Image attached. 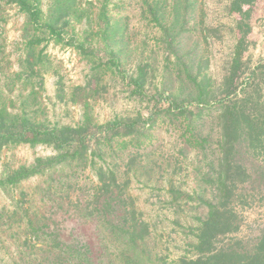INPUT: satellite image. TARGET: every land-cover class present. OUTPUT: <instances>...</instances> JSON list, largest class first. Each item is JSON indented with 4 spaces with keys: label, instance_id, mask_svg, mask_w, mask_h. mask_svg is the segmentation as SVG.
<instances>
[{
    "label": "rangeland",
    "instance_id": "obj_1",
    "mask_svg": "<svg viewBox=\"0 0 264 264\" xmlns=\"http://www.w3.org/2000/svg\"><path fill=\"white\" fill-rule=\"evenodd\" d=\"M230 3L38 0L43 19L57 20V37L35 29L16 3L0 0V106L48 124L74 125L88 115L93 126L115 120L143 125L142 134L134 136L137 145L120 135L125 149L100 145L87 164L57 165L15 183L9 182L14 170L55 150L45 144L4 147L0 264H45L42 249L56 243L42 240L53 237L76 243L74 263L85 255L88 264H120L126 245L114 226L128 225L130 211L136 221L148 224L136 248L142 263L194 258L199 227L209 205L221 199L218 187L223 185L231 190L224 203L238 227L218 235L215 244L230 237L247 240L264 229V149L252 148L244 134L235 162L224 166L218 111L209 106L212 100H197L201 81L215 96L227 89L238 98L257 89L264 94V0L254 2L244 22L229 10ZM245 22L249 30L241 43L240 66L233 71L239 27ZM137 77L143 94L136 93ZM167 95L184 114L165 113ZM259 139L264 141V133ZM100 165L117 175L107 213L98 210L101 205L93 197ZM237 166L252 179L238 178Z\"/></svg>",
    "mask_w": 264,
    "mask_h": 264
},
{
    "label": "trees",
    "instance_id": "obj_2",
    "mask_svg": "<svg viewBox=\"0 0 264 264\" xmlns=\"http://www.w3.org/2000/svg\"><path fill=\"white\" fill-rule=\"evenodd\" d=\"M6 1L19 5L21 10L27 13L28 19L30 23L34 24L35 29L48 30L57 37L60 35L61 29L55 27L56 19H43L38 0ZM255 1L231 0L229 10L238 13L240 20L244 22V20L249 18V9ZM239 28L241 32V37L238 39L237 44L239 52L234 61L233 71L240 66L241 43L249 30V26L245 22L243 29L242 26ZM233 77L231 73L227 80L228 87L233 84ZM140 79L141 77L135 78L133 83L136 93L143 94ZM200 85L197 100L200 102L212 100V105L209 104V106L214 107L218 111L217 118L223 141L221 149L223 152L222 157H224L222 159L224 166L235 162L234 157L239 150L237 144L245 136L244 134H247L252 148L260 146L264 149V141L259 139L260 133H264V103L260 101L261 96L264 98V94L257 89L253 93H245L243 97L238 98V95L230 96L232 92L227 89L223 94L215 96L211 90L207 91V83L203 84V81H201ZM166 102L169 103V106L165 109V113H185L184 109L178 106L175 99L171 96L167 95ZM173 108H175V111ZM121 124L125 125L122 126ZM120 126L126 129L124 134L120 132ZM142 126L135 120L119 123L115 120L93 126L92 120L88 115L74 125L48 124L46 121L32 119L24 111L13 112L5 106H0V151L9 145L18 144H45L55 150L54 155L44 158L38 157L31 166H21L14 170L13 174L9 176V182L15 183L45 171H48V173L52 172L57 165L70 166L73 162L87 164L93 160V155L101 150L100 145L110 146L113 143L118 149H125L127 141L126 139L118 141L120 135L129 136V141L137 145L139 139L134 136L142 134L139 129ZM92 127H94L93 130ZM242 128L243 131L240 132ZM237 167L236 175L238 178L249 177L252 179L251 173H243L239 171L240 167ZM95 169L97 183L95 184L96 191L93 194L94 202L96 204L100 203L101 206L98 208V210H101L100 212L107 213L109 211L108 208L112 207L109 188L110 185H116L117 175L109 167L105 168L100 165ZM226 171L228 172V169ZM73 175H75L74 172L70 177H73ZM262 175H264L263 172ZM218 192L222 195L221 199L216 204L209 205L207 216L199 227L196 243L198 255L194 258L180 257L172 261L160 260L149 264H264V229L247 240L243 237H230L226 243H222L219 246L215 244V239L218 235L234 231L238 227L237 217L227 207L226 202L224 203L231 193L230 188L227 185H223L218 187ZM106 193L107 196L101 199ZM240 197H242V194ZM133 213V211H130L131 221L128 225H126L127 222L125 221L123 225L118 223V225L114 226L118 231L116 233L119 234L117 238L119 237V240L122 238L123 246L126 245L120 255V264H144L136 254V248L137 244L143 241L148 224L144 221H136ZM29 227L31 229L35 227L33 220H30ZM30 240H32L31 237ZM50 242H55V246L52 249L44 248L41 251L40 259L45 264H88V259L85 255L80 256L78 261L74 263V258L79 256V254L74 255L77 252L76 243L59 241L57 237L42 240L43 244H49ZM90 264L93 263L91 262Z\"/></svg>",
    "mask_w": 264,
    "mask_h": 264
}]
</instances>
